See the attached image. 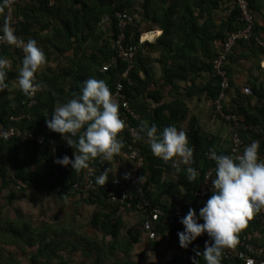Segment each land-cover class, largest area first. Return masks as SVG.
Returning <instances> with one entry per match:
<instances>
[{"label":"trees","instance_id":"obj_1","mask_svg":"<svg viewBox=\"0 0 264 264\" xmlns=\"http://www.w3.org/2000/svg\"><path fill=\"white\" fill-rule=\"evenodd\" d=\"M54 1L51 6L49 0H30L28 3L21 0L15 6L17 17H23L17 27V35L25 41L26 37L35 39L38 45L45 47L47 62L57 54L70 61L69 67L65 72L61 71L60 77L52 78L41 74L40 70L37 72L36 79L44 87L38 90L37 104L31 108L27 107L29 96L20 89L12 91L14 94L11 92L23 58L17 56L18 53L11 48H0V56L15 57L16 62L14 69L7 70L6 83L9 88L0 91V130L17 127L23 134L43 135L47 140L46 144L41 146L17 137L0 138V197L6 191L7 195L1 199L5 198L6 204L14 211L13 216L10 213L0 218V264H22L17 256L7 254L9 247H15L21 254L23 252L24 255L30 256L27 258V264H145L131 258L134 250L142 244V238L146 235L148 243L153 242L159 246L162 245L159 238L169 237L179 243L177 232L183 231V226L177 223L167 225L164 216L157 219L148 217L146 220L148 213L138 209L139 202L150 201L153 206L170 211L176 209L175 205L165 203L163 199L181 193L182 201L186 203L183 209L193 207L197 201L195 194L200 189L207 171L216 167L212 153L229 154L228 150H217L220 137L206 133L195 117H189L186 100L194 96L201 98L206 94L213 105L219 93L218 78L214 76V62L228 37L245 27L240 20V8L237 0H161L163 6L168 7L164 10L162 18H159L150 14L154 0ZM255 2L249 0L252 12L257 9ZM35 3L39 4L37 9L34 7ZM118 13L127 14L131 19L125 30L124 45L138 48L135 67L129 76L131 84L128 80L122 81L123 93L138 116L132 126L140 131L141 124L148 122V125L155 124L159 130L167 126H176L179 129L188 119V126L184 130L190 146L194 149L190 166L199 172L197 179L189 182L184 171L187 166L178 164V171L172 167L171 161L164 162L154 156L146 137L141 133L138 148L146 159L143 183L129 185L130 198L124 204L111 201L104 186L96 183V177L105 169L111 168L112 174L109 175L107 183L112 190H116L111 181L118 175L117 171L124 174L128 170L125 159L114 157L105 160L98 156L90 160L94 161V181L97 188L85 194L84 190L74 189L75 183L80 181L81 170L74 171L71 166L63 167L55 163L49 142H54L57 159L65 155L74 158L75 149L70 147L60 134L50 131L46 126V119H50L54 108L73 98V94H79L83 82L89 78L104 80L114 93L115 84L121 80L127 64L118 61L106 73H101L100 69L118 54L114 46L120 34ZM0 15L2 25L5 20V8L0 11ZM106 17L109 19L107 29L102 26ZM141 18H151L163 30L162 36L155 43H140L144 34L156 28L143 27ZM201 20L204 21L203 24L200 23ZM34 27H37V30L32 31ZM261 30L256 21L255 36L262 38ZM239 49H244L248 54L251 52L253 57L264 58V49L256 46L254 39L239 41L229 54L225 67L231 89L234 84L229 62H234L233 56ZM66 52H73V55L67 57ZM156 52L160 53L158 59L150 56ZM156 62L160 64L162 71V78L158 80L155 77ZM67 75H71V80L76 84L70 88L68 85L69 89L60 80H64ZM203 79L207 80L204 82ZM198 80L203 82L197 84ZM160 81H163V85H159ZM177 81H190V85L182 89ZM258 83L256 81L248 85L249 93L244 92L232 97L231 104L225 111L240 117L242 124L246 126V129L240 131L241 138L246 145L254 140L259 141L260 155L264 153V106L251 103L255 98L259 99V102L264 101V85ZM154 84L160 86V89L150 92L148 87ZM166 87L171 97L173 92L176 93L174 99L156 108H150L146 100L161 102L165 97ZM128 136L127 133L125 138ZM123 142L126 146L129 140ZM171 174L175 175L176 181L166 180ZM29 190L57 193L62 197L73 196L83 204L95 206L97 211L92 222L97 232L110 238V241L101 245L92 236L84 233L61 231L56 229V225L36 223L31 216L16 208L14 203L18 192ZM128 203L131 207L127 206ZM125 211L143 213L145 218L141 217L137 224L131 225L122 233V213ZM263 226L264 214H255L252 219L247 220L246 228L238 234V241L244 235L250 236L254 232L264 235ZM59 234H67L70 238L63 235L64 239L61 240L60 237L59 240ZM254 243L264 246V241ZM204 246L205 240L201 236L187 249L182 248L183 253L175 255L166 264H192V258L195 256L193 250L202 252ZM61 253L69 256V259L60 257ZM77 253L79 261L73 259ZM88 259L93 261L88 263ZM195 259L199 264H205L202 257L196 256ZM221 264L248 262L242 257H233L231 261H227L222 256Z\"/></svg>","mask_w":264,"mask_h":264},{"label":"clouds","instance_id":"obj_2","mask_svg":"<svg viewBox=\"0 0 264 264\" xmlns=\"http://www.w3.org/2000/svg\"><path fill=\"white\" fill-rule=\"evenodd\" d=\"M9 3L10 0H0V11ZM0 41L19 47L24 53L17 76L19 89L31 96L43 88L36 74L47 61L37 41L32 38L25 41L17 36L6 18L0 25ZM9 67L10 61L0 56V91L9 88L6 83ZM119 109L115 94L104 80H85L80 93L58 104L50 119H46L47 128L60 134L75 149L74 158L65 155L55 163L80 171L87 169L93 158L100 156L110 160L119 154L124 142L118 134L126 127ZM140 133L146 137L154 156L164 162L171 161L178 171V163L187 166L184 169L187 180L197 179L199 172L190 166L194 149L183 128L167 126L159 130L155 124L142 123ZM259 146V141L254 140L236 157L212 153L216 165L212 195L200 208L199 215L189 209L179 221L183 231L177 232L180 247L185 249L205 233L210 237L211 242H205L202 252L193 250L192 264H199L196 256L202 257L205 264H221L224 250L236 246L238 234L246 228L247 220L264 209V157L259 156ZM110 174L111 168L105 169L96 177V183L104 186Z\"/></svg>","mask_w":264,"mask_h":264},{"label":"built area","instance_id":"obj_3","mask_svg":"<svg viewBox=\"0 0 264 264\" xmlns=\"http://www.w3.org/2000/svg\"><path fill=\"white\" fill-rule=\"evenodd\" d=\"M21 0H10V3L5 7V18L7 19L10 26L14 29L15 34L17 35V27L20 22L23 21V17L18 18L15 13V6ZM25 3L30 2V0H22ZM50 5L53 6L55 1L49 0ZM238 7L241 11L240 20L244 23L245 27L243 30L231 34L227 41L223 44V48L218 58L214 62V76L218 78L219 93L217 98L213 102L212 112V121L220 119L225 121L231 127L232 135L230 139L229 154L228 156L236 157L243 154V148L246 146L243 139L240 136V131L246 129V126L242 124L240 117L235 113H229L225 111V108L228 106L229 97L231 93V84L227 71L225 70L228 56L233 51L234 47L238 44L239 41H249L254 39L256 46L264 49V40L260 37L255 36V22L256 16L255 13L251 11L249 0H237ZM118 30L120 34L114 42L115 49L118 54L114 57L111 62L104 65L101 69V73H106L109 69L118 61H123L127 64L126 71L121 75V80L117 81L115 84V99L120 106L121 118L125 121L126 127L118 134V137H121L123 140H129V142L124 144V147L121 149L119 154L114 155V157H122L125 159L128 164V170L124 174H118L111 181L112 185L116 190H112L109 186V183L104 185V189L108 192V196L111 201L120 202L122 204L127 203L130 198V187L129 185H138L143 183L141 178L143 177V169L146 167V159L142 155L141 151L138 148V143L142 134L136 128L132 126V122L138 119V116L134 112L130 101L126 98L123 93L124 84L123 80H128L130 82V73L134 70L136 55L138 48L136 46H125V30L128 25V22L131 20L127 14L118 13ZM104 21L108 22L109 19L106 18ZM18 36V35H17ZM142 43V39H140ZM6 47L15 50L23 58L24 53L21 48L14 45H9L4 41H0V48ZM261 66L264 68V60L261 63ZM37 80V79H36ZM131 84V82H130ZM38 92V91H37ZM37 92L29 96L30 101L27 104L28 108L37 104ZM14 119V118H13ZM129 134L128 138L126 134ZM17 137L22 140H28L37 143L38 145H45L47 140L43 135H36L34 133L23 134L18 130L17 127H10L9 129L0 130V138L9 139ZM50 146H52V156L54 161L57 159V149L54 146V142L50 141ZM264 153H260V157H263ZM111 158V159H112ZM96 169L94 167V161H89V167L87 169H81L80 181L75 183L74 189L84 190V193L93 191L97 188V185L94 181ZM215 178V168H212L207 171L204 181L200 189L196 192L195 197L197 198L196 204L191 207V209L197 212L199 215V210L202 208L209 197L212 195V179ZM118 190V193L116 191ZM128 207H131V204H127ZM138 209L147 212L148 216L146 220L150 218L157 219L159 216L165 217L166 224H180L179 221L184 217L190 208L183 209L178 208L170 211L163 210L160 207L153 206L150 201L139 202L137 205ZM124 210V208H122ZM145 218V217H144ZM200 223H203L200 220ZM183 226V225H182ZM203 239L208 242L210 237L205 233ZM227 261H231L233 257H242L247 262L256 261L258 264H264V246L256 245L249 236L244 235L243 238L238 241L235 247L230 249H225L222 255ZM260 260V262L258 261Z\"/></svg>","mask_w":264,"mask_h":264},{"label":"crops","instance_id":"obj_4","mask_svg":"<svg viewBox=\"0 0 264 264\" xmlns=\"http://www.w3.org/2000/svg\"><path fill=\"white\" fill-rule=\"evenodd\" d=\"M143 1V0H142ZM255 4L254 6L257 8L254 10L255 16H256V21L258 23V25L262 28V34L263 36H261L264 39V0H255ZM161 0H154L152 2L151 8H150V14L151 16H157L159 18H162L164 10L168 7V3H166L163 6V4L161 3ZM38 3L34 4L35 9L38 8ZM1 18V15H0ZM142 21V26L143 27H156L155 30H151L150 32L146 33L147 34H154L155 36L153 37L152 40L146 41L144 40L143 35L141 37L142 39V43H155V41L162 36L163 34V30L161 28H159L157 25L155 24L151 18H149L148 20L145 19L143 20V18H141ZM204 21L201 20V24H203ZM33 30H37V27H34L31 29ZM46 34V33H44ZM28 39V37H26ZM30 38V37H29ZM39 47H41L43 49V51H45V47H43L42 45H38ZM54 50V49H51ZM248 51V49L246 50ZM9 52V51H8ZM11 54V53H10ZM73 52H66V56H72ZM151 57L158 59L160 56L159 52H156L155 54H150ZM261 56V55H260ZM65 57V56H64ZM64 57L59 56V54H57V56H53L52 60H49L47 63H45L41 69L40 72L41 74H44L46 76H50L53 78L54 77H60L61 71L65 72V70L69 67L70 65V61H67ZM66 57V58H67ZM234 62H229L230 68H231V74H232V82L234 84L233 88L231 89V93H230V97H229V103L228 105L231 104V98L234 97L235 95L240 93H244L247 92L249 89L247 88L248 85L251 82H256L258 81L260 85H264V68L261 66L262 61L264 60L263 56L262 58H257L256 56L253 57L251 56V52L248 54L247 52H245L244 49H239L235 54H234ZM241 57V58H239ZM6 58L10 61V67L8 70L14 69L15 67V57H10V56H6ZM237 59V62H235V60ZM158 61V60H156ZM155 66V77L156 79H160L162 78V71H161V67L160 64L158 62H156ZM144 77V76H143ZM63 83L67 86L69 85V88L74 84L73 80H71V75H67L63 78L60 79ZM204 80V79H203ZM203 80H198L197 84H199L201 81L203 82ZM207 79L204 80V82ZM177 83L179 84V86L182 89H185L187 86L190 85V81L188 82H183V81H177ZM163 85V81L159 82V85ZM76 84H74L75 86ZM68 88V89H69ZM150 92L156 91L160 89V86H156L151 85L150 87H148ZM19 90L17 81L13 83V86L11 88V92L12 91H17ZM168 88L166 87V92L164 93L165 97L164 99L159 102L156 103L153 100H149L147 99V105L150 108H156L159 105H161L162 103H166L168 101H172L174 98L173 96L176 95V93L173 92V96L171 97V94H168ZM13 94L15 92H12ZM187 103V107L189 110V117H195L198 120L199 126L203 129V131H205L206 133L210 134V135H215L220 137V141L218 143V149L217 150H228L229 146H230V137H227V132H229V134L232 135V130L231 127L227 124H223V125H218V124H214L211 121V112H212V102L206 97V94H204L203 96H201V98H198L196 96L188 98L186 100ZM253 105L255 104V106H264V101L259 102V99L255 98L252 99ZM190 120V119H189ZM148 124V122H146ZM188 126V119L187 121H185L184 123H182V128L186 129V127ZM179 164V163H178ZM167 181H176V177L174 174H171L168 178H166ZM182 194L181 193H176L174 195H170L167 196L166 198L163 199V202L165 203H172L173 205H175L176 209L178 208H183L185 206V201H182ZM259 213L264 214V209H261V211ZM141 217H144L143 213H140ZM255 216V215H254ZM138 217L139 220H141L142 218ZM139 221H137L136 223H138ZM132 225H135L132 224ZM264 228V226H263ZM261 228V229H263ZM145 237L146 235L142 238V241H145ZM250 238L253 240V242H257V243H261L262 241H264V235L260 232H254L252 234H250ZM161 241V244H163V246L165 244L169 245V240L172 242V245H174L173 242L177 243L178 246H180V244L177 241H172L169 237H166L164 239L159 238ZM159 245V244H157ZM146 249L150 250V248L145 247ZM181 248V247H179ZM180 250H183L182 248ZM135 251V250H134ZM162 254H164V252H161ZM159 253V256H162V254ZM182 254V252L180 253V255ZM178 255V254H176ZM144 257L143 254L140 255V260H138L139 262L141 261L142 263L148 264L145 262V260H142L141 258ZM174 257V256H173ZM132 260H134V258L132 257ZM170 260V259H169ZM168 260V261H169ZM168 261H166L164 264H166ZM137 262V261H136ZM252 264H258V262L253 261Z\"/></svg>","mask_w":264,"mask_h":264},{"label":"rangeland","instance_id":"obj_5","mask_svg":"<svg viewBox=\"0 0 264 264\" xmlns=\"http://www.w3.org/2000/svg\"><path fill=\"white\" fill-rule=\"evenodd\" d=\"M106 18H104V20ZM104 20L102 22V26L103 28L107 29L106 27L108 25V22ZM246 93H249V90ZM211 106L213 110V105L211 104ZM210 118L212 121V116ZM212 122L218 125L226 124L225 121H222L220 119H217ZM228 136H231L229 132H227V137ZM117 173L119 174V171H117ZM6 195V191L2 193V196ZM1 197L0 218H4L10 213H12L13 216L14 211L10 208L8 204H6V199H1ZM14 203L16 208H19L24 214L31 216L36 223L44 222L49 225H56V229L59 228L61 229V231H78L81 232V234L84 233L85 235L92 236L95 241L98 244L101 243V245H106V243L110 241V238H106L101 233L97 232L96 227L92 222V218L97 211L96 207L88 204H83L76 197H62L60 194L57 193H40L37 191L29 190L28 192H18L17 196L15 197ZM122 216L124 218V227H122V233H125V231L132 224H137L136 222L139 221L138 217H141L140 213H135L134 211H125L124 213H122ZM65 235L66 238H70V236L67 234H59V240L60 237H65ZM63 237L61 238V240L64 239ZM147 240L149 239L145 237V241H142V244H140L138 248L134 251V253L131 255V258L133 257L135 261L140 260L139 257L141 254H143L144 257H142L141 259L145 260V262L148 264H164L176 254L180 255V253L182 252V250H180L181 248H179L180 246H178L175 242H173L174 245H172V242L170 240L168 242L169 245L165 244L164 246L163 244L159 246L157 244H154L153 242L148 243L149 241ZM145 247L150 248V250L146 249ZM6 252L11 256H17V259L22 264H27V258L30 257L28 255H24L23 252L21 254V252H18L15 247H9V252ZM161 252H164V254H162ZM63 253H65V251ZM63 253H61L62 255L59 256L64 257L65 259H69V256H66ZM159 253H161L162 256H159ZM58 259L60 260V258ZM73 259L75 261H79L78 253L76 254V256H73ZM90 260L91 259H88L87 262L90 263ZM91 261H93V259ZM70 264H72V262Z\"/></svg>","mask_w":264,"mask_h":264},{"label":"bare ground","instance_id":"obj_6","mask_svg":"<svg viewBox=\"0 0 264 264\" xmlns=\"http://www.w3.org/2000/svg\"><path fill=\"white\" fill-rule=\"evenodd\" d=\"M154 36H155L154 34H147V35L145 34L143 38L144 40L149 41L152 40Z\"/></svg>","mask_w":264,"mask_h":264}]
</instances>
